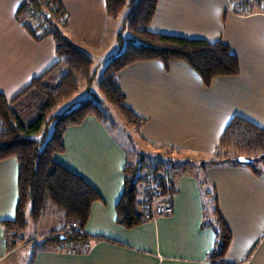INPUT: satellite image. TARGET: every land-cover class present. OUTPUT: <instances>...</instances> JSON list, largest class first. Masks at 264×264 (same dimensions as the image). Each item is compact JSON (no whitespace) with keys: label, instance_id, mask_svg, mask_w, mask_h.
Listing matches in <instances>:
<instances>
[{"label":"crops","instance_id":"obj_1","mask_svg":"<svg viewBox=\"0 0 264 264\" xmlns=\"http://www.w3.org/2000/svg\"><path fill=\"white\" fill-rule=\"evenodd\" d=\"M21 1L0 0V91L9 101L58 62L53 38L37 41L24 26L28 20L18 16ZM60 2L68 14L63 35L91 57L94 67L97 62L106 65L118 51L119 35L113 29L119 19H109L106 0ZM149 31L221 41L238 58L240 74L217 77L207 86L186 62H138L120 72L118 85L125 105L146 121L136 132L140 150L130 149L113 128L94 117L66 131L64 151L54 161L81 176L102 198L92 206L85 227L97 238L91 243L51 246L31 259L32 242L63 227L60 215L51 210L48 230L15 246L2 223L15 217L19 165L16 158L1 162L0 264H18L19 258L23 264H213L216 235L204 226L201 181L214 188L232 234L225 263L264 264V172L255 175L243 165L201 166L233 117L264 129V2L159 0ZM161 145L181 149L191 161L186 171L174 173L173 212L127 229L116 217L123 169L138 153L152 154L149 150Z\"/></svg>","mask_w":264,"mask_h":264},{"label":"trees","instance_id":"obj_2","mask_svg":"<svg viewBox=\"0 0 264 264\" xmlns=\"http://www.w3.org/2000/svg\"><path fill=\"white\" fill-rule=\"evenodd\" d=\"M159 0H106L108 17L118 20L125 10L124 28L129 36L117 37L118 51L106 64L98 81L99 91L128 126L139 132L145 120L125 105V95L118 85L120 72L135 63L159 61L168 66L173 61L189 64L207 86L217 77L240 74L238 58L230 47L221 42L169 36L149 31ZM241 4L251 0H231ZM18 16L28 19L24 24L31 36L39 41L52 37L55 42L57 64L45 76L35 78L30 86L14 100L9 101L0 91V163L11 158L18 161V199L13 220L3 221L5 236L15 246L27 239L24 232L32 221L39 225L48 211L61 217L63 227L51 231L39 241H33L31 259L40 249L65 244L91 243L93 238L85 227L92 206L102 200L100 194L81 176L54 161L64 151L63 138L72 126L81 125L94 117L103 123L112 122L111 116L93 98H87L77 107L61 114L55 109L73 98L81 84L91 86L96 71L91 57L61 31L67 25L68 14L60 0H22ZM51 77V78H50ZM55 82L49 84V80ZM54 129L41 148V142L32 135ZM150 155L155 161L136 155L134 162L123 169L124 189L116 205L117 223L133 229L153 220V209L159 201H169L177 193L170 170L181 163L177 158L183 151L172 146H154ZM247 159L241 163L239 158ZM191 161L184 160L182 164ZM243 165L255 175L264 172V129L255 123L235 116L227 126L215 151L201 166ZM154 173L157 193L146 188L144 172ZM205 189L204 226L216 235L210 255L213 264H226L224 258L232 241V234L222 218L218 198L213 187L201 181ZM166 202V201H165ZM30 211V221L28 220Z\"/></svg>","mask_w":264,"mask_h":264},{"label":"rangeland","instance_id":"obj_3","mask_svg":"<svg viewBox=\"0 0 264 264\" xmlns=\"http://www.w3.org/2000/svg\"><path fill=\"white\" fill-rule=\"evenodd\" d=\"M262 2H264V0H261ZM128 14V9L125 10L123 12V14L119 17L118 22H116V24H113V29H118L119 33L122 34V36L124 37V39L126 40L129 36L128 31L124 28V19ZM28 20V19H27ZM29 22V20H28ZM97 62V61H96ZM99 63H96L95 66V73H96V80L93 82V84L91 86H86L85 84H81V88L80 91L71 99L65 101L61 106H59L58 108L55 109V113L56 114H61L62 112H67L75 107H77L82 101H84L87 98H93L106 112H108L111 116L112 122L107 123L108 126L110 128H113L115 131V134L119 135L123 140H125V142H127V144L129 145L130 149H134L136 148L137 150H140L138 148V146H141V142L136 134V132L134 131L133 128H131L130 126H128L126 124V122L123 120V118L120 116V114L113 108L111 107L105 97L103 96V94L99 91V87H98V81L100 76L102 75L103 71H104V67L106 66L105 64L101 67V65H98ZM99 66V67H98ZM115 127V128H114ZM54 129V125L50 124L48 129L45 132H40L37 133L35 135H32V138L40 141L41 144V148L44 147L45 143L47 142V140L50 138L52 132ZM131 151V150H130ZM149 151H154V149L149 150ZM139 154H144L143 156L146 158V162L148 161H155L154 158H152L150 155H147V153H139ZM188 155H185L183 153V155L178 159V161H181L180 164L175 165L172 169L170 167V170L173 173V176L175 175L174 173L176 171H186L187 170V166L186 164H182V161L187 160ZM175 177V176H174ZM50 211L47 212L46 216H44V218L42 219V221L44 222V225L42 226V228H40L41 226L35 225L32 221H30V211H28V220L30 221L29 226L27 228V230L24 232V236L26 237V239L28 238H35L36 236H40L42 234V232L48 230L49 228V223H50V219H52L50 216ZM42 221L39 223V225H41ZM30 240V239H28ZM23 243H20L19 245H22ZM21 260V261H19ZM24 260L22 258L18 259V264H23Z\"/></svg>","mask_w":264,"mask_h":264},{"label":"built area","instance_id":"obj_4","mask_svg":"<svg viewBox=\"0 0 264 264\" xmlns=\"http://www.w3.org/2000/svg\"><path fill=\"white\" fill-rule=\"evenodd\" d=\"M144 179L147 181L148 186H147V190L152 192L153 194L157 193V189H156V184L153 183L154 179H155V175L154 173L150 172V171H146L144 172ZM173 212V205L165 202V201H159L154 209H153V218L155 219V217L159 216V215H168L171 214Z\"/></svg>","mask_w":264,"mask_h":264},{"label":"water","instance_id":"obj_5","mask_svg":"<svg viewBox=\"0 0 264 264\" xmlns=\"http://www.w3.org/2000/svg\"><path fill=\"white\" fill-rule=\"evenodd\" d=\"M239 161H240L241 163H248V162H249L247 159H245V158H243V157H240V158H239Z\"/></svg>","mask_w":264,"mask_h":264}]
</instances>
